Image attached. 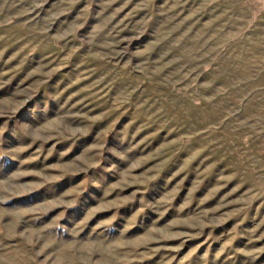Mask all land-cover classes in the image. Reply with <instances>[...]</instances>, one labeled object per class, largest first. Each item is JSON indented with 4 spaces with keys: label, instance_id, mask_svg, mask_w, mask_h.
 I'll use <instances>...</instances> for the list:
<instances>
[{
    "label": "rangeland",
    "instance_id": "rangeland-1",
    "mask_svg": "<svg viewBox=\"0 0 264 264\" xmlns=\"http://www.w3.org/2000/svg\"><path fill=\"white\" fill-rule=\"evenodd\" d=\"M0 264H264V0H0Z\"/></svg>",
    "mask_w": 264,
    "mask_h": 264
}]
</instances>
